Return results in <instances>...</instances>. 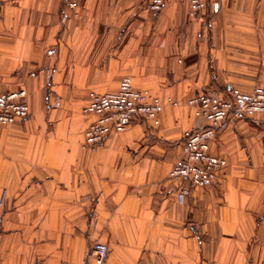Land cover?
<instances>
[{
  "label": "crops",
  "instance_id": "crops-1",
  "mask_svg": "<svg viewBox=\"0 0 264 264\" xmlns=\"http://www.w3.org/2000/svg\"><path fill=\"white\" fill-rule=\"evenodd\" d=\"M147 3L80 0L71 11L64 0H0V60L6 68L19 60L25 74L30 108L25 125L39 122L35 108L47 88L81 98L74 107L82 110L86 92L112 93L129 78L134 89L158 97L163 110L158 127L139 120L124 131V139L150 140L148 146L117 148L123 162L104 165L107 185L90 214L101 219L103 242H97L109 250L103 264H264L263 116L228 118L216 130L209 154L226 164L208 188L181 197V181L161 182L172 162L163 156L180 148L184 132L206 127L188 100L264 86V0H208L194 18L183 0H166L157 15ZM49 49H55L51 57ZM43 107L49 125L61 122V114L51 119L58 109L51 102ZM83 117L87 125L92 120ZM119 134H111L103 147ZM68 153L59 147L25 148L27 164L48 172L39 174L44 178L34 194L25 192L27 205L78 200L74 166L61 161ZM88 170L85 178L94 182V165ZM62 254L53 264H78L61 260ZM48 262L25 246V264Z\"/></svg>",
  "mask_w": 264,
  "mask_h": 264
},
{
  "label": "rangeland",
  "instance_id": "rangeland-1",
  "mask_svg": "<svg viewBox=\"0 0 264 264\" xmlns=\"http://www.w3.org/2000/svg\"><path fill=\"white\" fill-rule=\"evenodd\" d=\"M47 55L51 57L54 54L49 55L47 51ZM18 61L14 60V64H10L11 67L6 68V64H8L6 60H0V96L23 94L22 101L27 105L28 114L26 117H28L30 108L28 92L25 90V74L21 72V69H18ZM94 93L98 94L97 92ZM147 94L156 97L148 92ZM40 98L41 104L35 108V118L38 117V123L35 119L36 123L27 126L24 121L26 117H24L14 119L12 123L0 124V264H8V261L13 264H25V246L35 258L45 259L49 261V264H53V260L59 256L62 250L61 260L66 262L72 260L74 263L80 264L85 257L86 249L89 248L88 243L102 240L101 219H94L90 214L97 209L99 200L102 198L103 187L107 185V179L103 175L104 173L107 175V171H104V165L116 163L119 159L123 162L117 148L148 146L150 143V140H146L142 144L124 139L123 136L127 131L125 129L126 131L121 132V135L118 133L119 136L112 143L103 147L106 139L98 148L92 150L85 147V132L97 118L94 114L85 113L83 111L85 106L82 110L78 106L74 107L75 101L81 98L77 99L70 92L50 91L48 88ZM44 102L46 105L51 102L52 108H58L50 117L53 120L54 115L61 114L60 123L56 120L57 122H54L53 125L48 124L47 115L43 114ZM59 103L60 105H58ZM83 115L92 118L88 125V120ZM159 115L157 117L158 125L149 121L154 127L159 126ZM38 124H40V130L36 127ZM29 131L34 133L33 137H25V132ZM38 131L42 133V136L43 133L45 134L44 139L42 136L37 138ZM82 133V148L87 149L86 151L81 150ZM41 146L68 150V154L61 155V161L63 164L68 162L74 166L72 169L75 171L71 173L78 176L77 187L75 188L78 192V200L75 203L36 202L31 205L25 203V192L30 189V195L34 194L37 191L38 180L44 178L41 175L39 177V174L48 173L46 170L38 172L34 164H27L25 148ZM108 146L111 147L109 151L105 150ZM128 152L126 151L127 154ZM173 152L163 156L172 159L171 165L181 157V146L178 149L174 148ZM51 157L47 155V162ZM91 164L94 165V182L87 181L85 178L86 175L90 174L88 169ZM171 165L167 167L168 170ZM168 170L161 180L163 183L169 181ZM183 188H187V186L181 180V189ZM206 188L192 187L188 190L190 193L191 190H204ZM60 189L65 191L67 187L61 186ZM70 210L72 214L69 212ZM29 214L32 216L25 217Z\"/></svg>",
  "mask_w": 264,
  "mask_h": 264
},
{
  "label": "built area",
  "instance_id": "built-area-1",
  "mask_svg": "<svg viewBox=\"0 0 264 264\" xmlns=\"http://www.w3.org/2000/svg\"><path fill=\"white\" fill-rule=\"evenodd\" d=\"M166 0H148L147 9L157 15ZM190 18L205 11L208 0H183ZM80 0H64L66 9H78ZM55 49H49L53 55ZM23 94L0 96V124L12 123L16 118L28 114ZM83 111L94 114L96 120L85 132V147L98 148L111 134L123 132L126 127L141 119L158 125V115L163 104L157 97H151L146 91L134 89L129 78H123L118 89L113 93L96 94L89 92ZM22 101V102H21ZM170 102V100H167ZM196 117L203 118L206 127L183 133L181 157L175 161L168 172L171 182L183 181L187 188L178 187L181 197L189 194L188 188H206L213 184L219 171L225 167V160L209 154V142L215 137L216 130L228 118H251L255 115L264 117V87L255 86L250 92L238 89L229 90L223 97L209 93H200L188 100ZM264 146V127L262 131ZM107 245L92 243L80 264H103L108 256Z\"/></svg>",
  "mask_w": 264,
  "mask_h": 264
}]
</instances>
